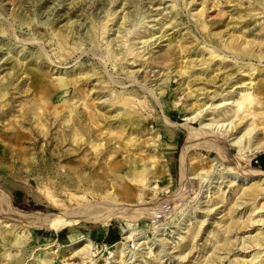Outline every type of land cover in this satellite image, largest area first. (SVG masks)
Instances as JSON below:
<instances>
[{"label": "bare ground", "instance_id": "6f19581e", "mask_svg": "<svg viewBox=\"0 0 264 264\" xmlns=\"http://www.w3.org/2000/svg\"><path fill=\"white\" fill-rule=\"evenodd\" d=\"M104 1L100 4V9H104L105 6H113L117 0ZM148 1L149 4H152L153 0ZM170 1L175 2L172 6V8H175V6H177V0ZM246 2L247 5L242 8V5ZM120 3H123L124 8L120 11L121 15L119 19L125 20L126 16H129L130 21L125 28H122V23H118L116 34L119 35L120 32L136 34V32H139L140 28H142L144 19L148 17L141 6V0H121ZM239 6L240 14L237 15L236 18L239 22L243 23V26L238 34H222V32H216L215 30L211 33V22L202 17L204 13V8H202L201 11L193 15L195 28L200 33L198 37L197 34L194 35V33H192L193 27H188L187 32L183 35L181 34L180 31L184 28L182 26L186 23L183 20L175 22L169 21V23L165 22L163 25L159 26L157 31L151 32L148 39L154 37L155 33H160L166 24H171L170 30L176 27L179 28L172 34L164 31L159 36L155 37L152 42L148 43L142 50H137V47H134L133 44L125 46V43H123L124 46L120 48H113L112 46L109 49H105L111 44V42L108 43L107 41L104 51L101 49L102 53L100 48L103 44L101 43L102 41L99 40V36L103 34L106 29H111L110 26H108V22L112 21L113 15L116 14V9L114 7L105 9V16L102 20L87 16L88 23L85 24V29L87 30L83 37L78 30L73 28L72 22L67 23L63 28H56L54 23L50 21L44 31L35 27L36 24L29 15H20L18 12L10 13L18 26H25L27 30H32L34 34L38 32V36L36 37L33 35V37H22L16 41L11 40L13 34L10 23L4 21L0 25V52L4 51V55L6 53L11 54L7 59H10L12 62L8 69V76L0 77V117L8 116L10 107H8V102L5 101L18 98H12L10 91L15 90L14 94L19 93L21 82L24 79L30 80L29 88L24 91L27 92L31 90V88H34L33 97L38 96L31 100L33 107L27 110L25 107H21L22 115L26 117L28 114L29 118L31 116L30 119H34L35 125L39 127L40 133L44 135L47 134L46 131L43 130L45 126L47 127V132H49L50 126L53 125L58 118H62L63 122H67V126L61 130L60 134L63 135L58 138V144H63L68 141V139H71V144L76 145L78 149H80L83 144H86V149L92 153H96V155H100L102 152L108 153L109 156L101 159L104 160L105 170L112 188L110 190H104L102 197L100 195L101 198L105 199L104 201L91 203V201L88 200L87 194H91L93 198H97L95 197V195H98L96 191L87 190V192L81 195L71 192L73 188L76 190L84 189L76 179H71L69 183H65V187L68 185L71 189L61 188L60 190L57 186L60 187L61 185H57V182L45 177L42 172L44 165L41 161L36 162L37 156L34 157L33 155L28 157L25 153H18L15 157L16 160H18V158L21 160L22 158L27 162L25 165H22L21 169L24 168L33 177H37V181L35 180L36 182H33V180L32 182L31 180L29 181L32 184L35 183L40 192L34 194L35 202H23L20 204V207L45 210V214L41 212L29 214L14 208V200L10 194L12 188L10 182L18 178L19 175H12L9 178V183L7 182L0 186V188H2L0 190V214H2V216L0 217H6L9 220L12 218L11 216L16 215L22 218L21 225L16 226L14 224L8 226V221H6L4 225H1L3 221L0 222V264L2 261H6L5 264H23L26 261L24 258L25 255L23 254L24 250L20 249L18 252L17 249L27 248V244L31 243L30 239L27 238L29 234H31L35 240H39L42 234V228H49L54 232H58L67 227L73 228L78 224L79 220H86L89 222L93 220L99 222L102 228L105 229L111 218L123 214V208L121 209L119 208L120 206H116V203H113L114 201L118 199L130 201L136 197V202L142 200V203H145L146 198L152 197L155 199V196L160 195L161 192L166 193L168 189L169 191L167 194L170 195L171 188L175 185L170 180L169 170L167 165L164 164V161H166L165 158L168 154H174L178 148L177 142L179 138L171 125L173 123V110H179L181 113H184L183 115H189L185 118L188 122L187 125H195L204 115H213V118L207 119L210 120V123L204 124V130L189 132L188 141L183 146L179 155L181 178L185 180L188 176V172L194 174L199 171L197 174L200 176L199 191L196 193L195 198L202 188L211 185L213 179H225L227 176L231 175L235 177L225 181H229L231 184L230 187L236 184V179L240 184L251 183L249 187L242 189L238 197L239 199L233 204L234 206L231 212L237 211V213H239L248 205L245 204L246 201L242 199L253 200L255 202L259 196H263L264 198V170H245L242 166V163H246V166L251 167L252 163L256 161L257 154L264 152V82L258 80L252 85L251 81L249 83H244L245 79L243 77L248 75L251 80L255 71L260 72L264 70V65L261 64V62L264 61V0H240ZM261 14H263V20L261 22H255V20H253V25L250 27V19ZM105 18L106 21H103ZM169 19H171V17ZM36 23H38V20ZM75 23H78V21H75ZM247 32L250 34L249 37L253 38L248 39ZM178 33L181 38L194 35L192 42H190L191 44L179 41L174 42L171 38ZM140 34H143V32H140ZM225 36L226 38H224ZM6 38H8V40ZM41 38H44L43 43H46L45 45L52 44L53 48L51 50L55 52L54 58L58 60L57 64L54 66L58 75H56L55 79H52V83H49L48 74L41 69L40 60L46 56L41 43L39 42L40 44L35 54L25 55L23 52V47L27 44L26 41L39 40ZM148 39L143 40V43H146ZM85 41H88L92 45L91 50L93 52L99 54H106L107 52L108 54L105 55V57L101 54L100 56L105 61L111 60L113 67H116V71L125 70L126 78H116L111 74L106 77V73L101 71L103 67L97 66V63H93L92 61H90L92 64L87 71H81V64H78L77 68H80V72H78L80 78L69 73L67 67H59L60 64H68L71 62V59L75 60L72 66H76L77 62L80 60L70 57L73 53L82 48ZM164 41H167V44L161 47L160 43ZM17 43H21V48L16 47L15 44ZM155 48H160V52L157 51L155 53ZM191 49H199L201 57L188 61L182 67H177V59L183 60ZM80 53L84 52L81 51ZM224 53L232 54L236 57V60L230 62L226 59L227 55ZM239 58L240 62L237 61ZM253 59L257 63H251ZM67 60H69L68 63ZM245 60H248V62H245ZM13 62H17V64L21 66V73L17 74L18 69L15 68ZM136 62H140L142 66H144L140 75L138 74V77L142 78L140 81H138L139 79L136 76L138 70L129 71L131 67L130 64ZM225 62H227V64ZM228 62L235 66L234 71L239 72L240 77L234 78V71L230 73L226 72V74L224 72L225 76L220 78L223 83L213 91L214 98L208 99L210 92L208 88L214 87L215 83H217L216 78L219 72L228 67ZM172 65H174V70H171ZM196 67H200L199 72L195 71ZM154 68L159 69L154 71ZM161 69L163 70L161 77L156 78L160 75ZM13 70L14 73H16V78H8ZM172 72H174L173 75ZM211 73H213L214 76H211ZM91 77L100 81V88L107 91L105 94L107 97L103 99L102 102H97V104L95 102V106H97L95 110H90L91 106L89 104L87 105L84 100L80 101L79 99H74L77 95L76 81L82 79L85 85L86 81H90ZM152 77H154L153 80ZM102 78L104 79L101 80ZM176 78L178 79L173 84V79ZM143 81H145V84H141ZM153 81H155L157 85L156 88H150V86H152L150 83ZM159 81L161 82L158 83ZM198 81H203L205 85L191 89ZM127 83H129V85H127ZM175 85L176 87H174ZM224 85H226L225 88H223ZM182 86L185 87L181 89ZM227 87H231L232 89L226 90ZM69 88L73 89V94L68 97H63L62 104L67 107V110H57L55 108L53 112H50L46 106H48V102L51 100L49 96L52 95V92H54L55 95L58 94V96H61L66 93ZM188 89L187 96L190 98L189 103H180L178 100H175L176 94L179 92L183 93ZM237 89L242 93L236 92ZM251 89H253V92L249 91ZM217 96L219 98L215 99ZM96 99L99 101L101 97L98 96ZM231 99L232 102L229 101ZM13 102H15V100L10 102L11 105H13ZM26 102L28 103V101ZM228 105L231 106L228 107ZM79 107L87 112L85 113L86 115L81 113ZM158 107L161 109V116L159 112H156ZM105 108H114L116 112L112 116L114 119L112 126H109V124L107 126V116L106 118L104 117L103 122L101 121V119H103L101 115L109 111V109H107L105 112H102V109ZM203 113L205 114L203 115ZM50 114H53V116L51 117ZM150 114L155 115V122L159 124L156 131L150 132V130L147 129L151 134H146L147 137L144 138L145 141H143V143L148 144L147 148L144 149V146L140 144V140L143 139L144 135L141 131H138L137 128L143 122H146L148 125L150 124L149 120L152 119L150 118ZM22 128L23 126L21 124L19 128L10 134L2 133L4 137L2 140L4 142L5 139H7L9 142L23 143L27 135L20 130ZM191 129L192 128H190V130ZM215 129L216 134L213 132ZM135 131L136 134L134 135ZM30 133L33 132L30 131ZM218 133L223 136L232 137L230 138L231 143L226 144L223 143V141L216 140L219 135ZM147 149L152 150V152L154 151L155 154L144 157L143 153ZM195 149H204L208 156H212L215 153L221 163L218 166L204 163V158H202L200 153H195L194 155L189 154ZM234 149H237V157H229L228 155L231 154ZM17 150L18 149H16V151ZM11 152H15V150L12 149ZM59 153H63V147H60L59 151H52L51 154ZM114 155L120 156V160H109ZM230 163H234L235 166H229L228 164ZM221 166L223 167L220 168ZM262 166L261 164V169ZM122 170H124L125 174L121 173ZM215 170L218 171V173H216ZM224 170L225 172H223ZM224 174L226 175L223 176ZM40 176L42 177L38 179ZM78 178L80 181L81 176H78ZM256 178L259 179L254 182ZM122 180H125L127 183L121 182ZM120 182L122 184H120ZM217 183H219L220 186L223 181ZM238 183L236 185H238ZM170 184L171 186H169ZM185 184L186 183H182L181 187ZM106 186H108L107 183ZM207 189L205 191H208ZM63 192L66 194L65 198L61 197ZM45 201L49 204L45 205ZM196 202L199 203V200ZM120 204L125 205L122 203ZM241 205L244 206L239 208ZM256 209L259 211L253 215ZM262 209H264V202L261 205H259V203L255 204L245 220H226L224 231L227 235L220 239L222 243L214 247L213 253L215 255H211L210 258L206 260L205 264L209 262L212 264H220L215 262L217 260L216 255L220 254L218 252L220 250L226 251L227 247L232 243L230 235L234 236L237 231L243 230L244 228L246 229L256 222H262L264 224V211L260 214ZM57 210L58 212L55 213ZM138 210H143V214L148 213L145 211L146 209L143 208ZM217 210L218 209L213 210L211 207H206L205 215H214ZM227 221L229 222L227 223ZM176 224L175 221L171 222L167 226V229L174 228ZM24 228H26L25 232H23ZM27 230L29 231L28 235H26ZM135 231L136 230L132 228L130 224H126L121 230L127 242H133V244L134 238L139 234L134 233ZM82 233L83 232H75L70 235V239L74 243L86 241L87 235ZM197 233L195 230L192 232L191 240L197 236ZM236 240H239V244L241 241L243 246L245 243H250V241L245 238H236ZM43 241H45L44 245H48L51 242L49 240ZM147 243H142L139 246L147 245ZM161 243H163L165 247L169 244V242L164 239L161 240ZM138 244L139 243H135V245ZM186 245L187 243H183L175 246L174 249L176 250H174V253L178 254L173 256L170 255L169 258L172 257L175 259L177 256V262H183V264L188 262L189 259H185L189 256L193 247L187 255L182 256L181 254L185 250ZM89 246V243L84 244L81 248V254L87 255L86 258L89 259L87 263L95 264L96 260H94V258L97 255H91ZM250 246H254L256 247L255 250H258L251 254L250 262L264 256V254H261L264 252V230L262 227L256 231ZM51 247L52 246H49L47 249ZM117 247H119V245ZM14 248H16L15 252H13ZM245 248L244 246V249ZM56 253L52 252L51 255H55ZM31 254L32 252H29V255ZM136 256L137 253L131 255V257L134 258H136ZM218 259L221 260V258ZM41 260L44 259L40 258V261ZM46 261L49 264L53 262V259L49 257ZM247 261L248 260L243 262L248 263L249 261ZM259 262L260 264H264V260L263 262L262 260ZM123 263L124 260L120 262V264ZM257 263L258 262H255L253 264Z\"/></svg>", "mask_w": 264, "mask_h": 264}, {"label": "rangeland", "instance_id": "374dc122", "mask_svg": "<svg viewBox=\"0 0 264 264\" xmlns=\"http://www.w3.org/2000/svg\"><path fill=\"white\" fill-rule=\"evenodd\" d=\"M102 1L104 0H0V25L4 21L10 23L13 34V38H11V40L16 41L22 37H33V35L37 37V31V33L34 34L32 30H27L25 26L20 27L18 26L17 22L14 21V18L10 13L18 12L20 15H29L35 22V27L41 30L46 29L47 24L50 21L54 23L56 28H63V26H65L67 23L72 22L73 28L75 30H78V32L81 33L83 37L87 30L85 29V24L88 23L87 16L94 17L97 20H102L105 16V9L114 7L116 9V14L113 15V20L108 22V26H110L111 29H106V31L99 36V40L102 41L101 43L103 44L100 48V51L101 49L104 51L107 41L108 43L111 42V44L105 49H109L112 46L113 48H120L123 47V43H125V46L133 44L134 47H137V50H142L148 43L152 42L155 37L159 36L164 31L172 34L175 30H177V28H179L176 27L170 30L171 24H166L164 25V28L160 33H155L154 37L148 39V36L151 32L157 31L159 26L163 25L165 22L169 23V21L175 22L183 20L186 23L182 26L184 28L180 31L181 34H185L188 27H193L192 33H194V35L197 34L198 37L200 36V33L195 28L193 15L201 11L202 8H204L202 17L211 22V33H213L215 30L216 32H222V34H238L241 27L243 26V23L239 22V20L236 18L237 15L240 14V0H177V6H175V8H172L175 2H171L170 0H159L160 3L157 0H153L152 4H149L148 0H141V6L144 9L145 13H147L148 15V17L144 19L142 28H140L139 32H136V34H127L125 32H120V34L117 35L116 30L118 23H122V28H125L128 25L130 18L129 16H126L125 20L119 19V16L121 15L120 11L124 8L123 3H120L121 0H117L113 6H105L104 9H100V4L102 3ZM246 5L247 2L242 5V8H244ZM170 17L171 19H169ZM262 17L263 14L252 17L249 21V23L251 24L249 26L251 27L253 25V20H255V22H261L263 20ZM37 20L40 24L36 23ZM75 21H78V23H75ZM103 21H106V18ZM140 32H143V34H140ZM246 34H248V39L253 38L249 37L250 34L248 32ZM194 35L184 36L183 38H181L178 33L177 35H173L171 39H173L174 42L179 41L191 44L190 42H192V38L194 37ZM224 38H226V36ZM6 39L8 40V38ZM43 39L44 38H41L39 40L26 41L27 44H25V46L23 47V52L25 53V55L35 54L39 44L41 43L44 52L46 53V56H44L40 60L41 69L43 70V72L48 74L49 83H52V79H55L56 75H58L56 73V69L54 68L58 60L54 58L55 52L51 50L53 48L52 44L50 43L51 46L49 44L45 45L46 43H43ZM145 39L148 40L146 43H143V40ZM166 44L167 41H164L160 43V46L163 47ZM15 45L16 47L21 48V43H17ZM91 46L92 45L88 41H85L82 48L71 55L70 58L74 57V59L78 58L80 60L77 62L76 66H72L75 60L71 59V62L67 60V63L69 62L68 64H60L59 67H67L69 73L75 75L77 78H80V74L78 73L80 72L79 69L81 68V71H87V69H90V65L92 64L90 61H92L93 63L96 62L97 66L103 67L101 71L106 73V77H108L107 75L111 74L116 78H126L125 70L116 71V67H113V63L111 62V60L105 61L100 56L102 51L100 54L97 52H93L91 50ZM81 51H83L84 53H80ZM157 51L160 52V48L154 49L155 53ZM107 54L108 53L106 52V54L101 55L105 57V55ZM10 55L11 54L7 53L4 55V51L0 52V77L8 76L9 74L8 69L11 66L12 62L7 58H9ZM225 55H227L226 59L230 62H234L236 60V57H234L232 54ZM200 57L201 56L199 49H191L188 55L183 60L177 59V67H182L188 61L199 59ZM237 61L240 62V58ZM246 61L248 62V60H245V62ZM13 63L15 65V68L18 69L17 74L21 73V66H19L17 62ZM225 63L227 64V62ZM251 63L255 64L257 62L253 59ZM78 64H81L80 68H77ZM261 64L264 65V61L261 62ZM130 65L131 67L129 68V71L138 70L136 76L139 79L138 81L142 80V78L138 77V74L140 75V72L143 70L144 66H142L140 62H136ZM234 68L235 66L232 65V63L228 62V67L225 70H221L219 72L218 77L216 78L217 83H215L214 87L208 88V90L210 91L208 99L214 98L213 91L215 90V88H218L221 83H223L220 78L224 77L226 72L230 73L234 71ZM157 69L159 68H154V71ZM199 69L200 67H196L195 71L199 72ZM171 70H174V65H172ZM162 72L163 70L161 69L160 75L156 78H160ZM173 74L174 72H172V75ZM211 74V76H214L213 73ZM154 77H152V80L154 79ZM236 77H240V73L234 71V78ZM243 77L245 79L244 83H249L251 81L252 85L258 80L264 82V70L260 72L255 71L254 75L251 77V80L249 79L248 75H245ZM8 78H16V73H14V70L11 71V75ZM103 79L104 78H102L101 80ZM177 79L178 78L173 79L172 83L174 84ZM160 82L161 81H159L158 83ZM99 84L100 81L96 80L94 77H91L90 81H86L85 85L82 79H78L76 81L77 95L74 99H79L80 101L84 100L87 105L89 104L91 106L90 110L97 109V106H95V102L96 104L97 102H102V100L107 97L105 96L107 91L105 89H101ZM141 84H145V81H143ZM150 84L152 85L150 86V88L157 87L155 81L151 82ZM127 85H129V83H127ZM204 85L205 84L203 81H198L191 87V89ZM29 86L30 80L24 79L19 86V93L14 94L15 90L10 91L12 94V98H18L11 100H15V102H13V105H11L10 100L5 101L8 102V107H10L8 116L0 117V186L7 183L12 175H19L18 178L10 182L12 185L10 194L12 199L14 200V208L29 214H33L36 212L45 214V210L20 207V204H22L23 202H35L34 194L40 192L37 188V185H35V183H31L32 180L33 182H36L37 177H33L24 168L21 169L22 165H25L27 162L22 158L21 160L20 158L16 160L15 157L18 153H25V155L27 154L28 157H31L33 155L34 157L37 156L36 162L41 161V163H43L44 165L42 172L45 177L57 182V185H61L60 187L57 186L58 188H60V190L61 188L71 189V187H69L68 185L67 187H65V183H69L71 179H76L84 189L76 190L75 188H73L71 189V192L77 195H81L87 192V190H93L98 194L95 195V197L97 198H93L91 194H87L88 200H90L91 203L104 201L105 199L101 198L104 190H110L112 188L109 184V177L105 170V163L103 162V159L109 156V154L102 152V154L100 153V155H96V153H92L86 149V144H83L80 149H78L76 145L71 144V139H68V141L63 144H58V138L63 135L60 134L61 130L67 126V122H63L62 118H58V120L50 126L49 132H47V127L45 126L43 130L46 131L47 134H41L39 127L35 125L34 119H30L31 116L29 118L28 114L26 117L22 115L21 107H25L26 110L33 107L31 100L32 98H36L38 96L37 95L36 97H33L34 88H31V90L27 92L24 91L29 88ZM174 87H176V85ZM183 87L185 86H182L181 89H183ZM225 87L226 85L223 86V88ZM227 89L232 88L227 87L226 90ZM187 91H189V89L185 90L183 93L179 92L178 94H176L175 100H178L180 103H189L190 98H188L187 96ZM249 91L253 92V89ZM236 92H239L240 94L242 93L238 91V89ZM72 94L73 89L71 88H69V90L61 96H58V94L55 95V93L52 92V95L49 96L51 100L50 102H48V106H46L48 107L47 109H49L50 112H53L55 108L57 110H67V107L62 105L63 97H68ZM98 96L101 97V100L99 101L98 99H96ZM218 98L219 97L217 96L215 99ZM26 101H28V103ZM229 101L232 102V99ZM231 105H228V107ZM79 109L82 114L86 115L85 113L87 112L84 111V109L80 107ZM107 109H109V111L101 115L103 117L101 121L103 122L104 117L106 118L107 116L106 119L108 120L106 124L107 126L108 124L109 126H112V123L114 121L112 116L116 112L114 111V108H105L102 109V112H105V110ZM156 112H159L160 116L162 115L161 109L159 107L156 109ZM183 114L184 113H181L179 110H173L172 112L173 123L171 125L172 128L176 131L179 138L177 142L178 148L176 149V152L174 154H168L165 158L166 161H164V164L167 165V168L169 170V177L171 178L170 180L175 185L171 188L170 195L167 194V192L169 191L168 189L166 193L161 192L160 195L155 196V199L152 197L146 198L145 203H142V200L136 202L135 196H133L135 198L130 201H123L120 199L114 201L113 203H116V206H120L119 208L121 209L123 208V214L111 218L105 229L102 228V225L99 222H95L93 220L90 222L86 220H79L78 224L73 228L67 227L58 232H54L49 228H42V234L39 237V240H35L27 230L26 235L29 234L27 238L30 239L31 243L27 244V248L25 247L17 249L18 252L20 249L24 250L23 254L25 255L24 258L26 261L23 264H48L46 259H48L49 257L53 259V262L49 264H89L87 263L89 261V259L86 258L87 255L81 254V248L84 246V244L88 243L90 244L89 247L91 255H97L94 258V260H96L95 264H120L122 260H124L123 264H183V262L181 263L176 261L177 256L175 257V259L172 257L169 258L170 255L173 256L175 254H178L174 253V250H176L174 249V247L178 244L183 243H187V245L185 247V250L181 254L182 256L187 255V253L193 247L189 256H187L185 259H189V261L184 264H205L206 260L214 254V247L222 243L220 239L227 235V233L224 231L226 220H245L255 204L259 203V205H261L264 202V198L263 196H259L255 200V202L253 200L242 199L243 201H246L245 204L248 205L244 209H240L241 211L239 213H237V211L231 212V209L234 206L233 204H235L236 200L239 199L238 197L242 192V189L249 187L251 184H240L236 179L235 182L236 184L238 183V185L235 184L230 187L231 184L229 183V181H225L233 179L235 177L234 175L227 176L225 179H213L211 185L207 186L208 189L207 187L202 188L198 196L195 198L196 193L199 191L198 187L200 183V176L197 175L199 171L195 172L194 174L188 172V176L185 180L184 178H181L179 155L183 146L188 141L189 132H199L200 130H204V124L210 123V120L207 119L213 118V115H204L205 113H203L204 116H202L195 123V125H187L188 122L185 120V118L189 115ZM50 116L52 117L53 114H50ZM150 118L152 119L149 120V125L146 122H143L137 128L138 131H141V133L144 135L143 139L140 140V144L144 146V149H146L148 146L147 143H143V141H145L144 138L147 137L146 134H151L148 132V130H150V132L156 131L159 124H156L155 122V115L150 114ZM21 124L23 128L20 130L25 132L27 135V138H25V141L23 143L20 144L11 141L9 142L7 139H5L4 142L2 140V138H4L2 133L10 134L11 132H14L17 128H19ZM190 128L192 129L190 130ZM30 131H32L33 133H30ZM213 132L214 134H216V129ZM135 134L136 131L134 132V135ZM218 134L219 135L217 136L216 140L221 142L223 141V143L226 144L231 143L230 138L232 137L223 136L220 133ZM60 147H63V153L51 154L52 151H59ZM12 149L15 150L16 154L15 152H11ZM16 149H18L17 151L19 152H17ZM195 153H200L202 155V158H204V163H207L208 165L215 164L216 166H218L221 163L215 153L212 156H208L206 155V151L204 149H195L189 154L194 155ZM153 154H155L154 151L152 152V150L147 149L143 153V156L149 157ZM228 156L233 158L237 157V149H234V151L231 152V154H229ZM112 159L114 161H118L120 160V156L114 155L109 160ZM261 164L264 165V152L257 154L256 161L252 163L251 167L246 166V163H242V166L245 170H264L260 168ZM228 165L231 167L235 166L234 163H230ZM222 167L223 166H221L220 168ZM223 172H225V170ZM121 173H124V170H122ZM216 173H218V171H216ZM3 174H7L8 176ZM225 175L226 174H224L223 176ZM78 176H81L80 181ZM41 177L42 176H40L38 179H40ZM258 179L259 178H256L254 182ZM29 180H31V182ZM216 181H223V183H221V185L219 186V183H217ZM121 182L126 181L122 180ZM121 182L120 184H122ZM106 183L108 186H106ZM182 183L186 184L181 187ZM169 186H171V184ZM28 187L31 189H29ZM1 189L2 188H0V190ZM206 189L208 191H205ZM65 195L66 194H64L63 192L61 197L65 198ZM197 200H199V203L196 202ZM120 203L125 205H121ZM48 204L49 203L45 201V205ZM243 206L244 205H241L239 208H242ZM206 207H211L213 208V210L218 209L216 212L217 214L215 213L214 215H205ZM140 208L146 209L145 211L148 212L146 214L149 215L143 214V210H138ZM58 210L55 211V213L58 212ZM258 211L259 210L256 209L253 212V215H255ZM263 211L264 209L261 210L260 214H262ZM0 216H2V214H0ZM11 217L12 218L9 220L6 217H0V222L3 221L1 225H4L6 221H8V226H10L11 224H14L15 226L21 225L20 223L22 221V218H19L16 215H13ZM174 221L177 223L174 228L167 229V226ZM229 221H227V223ZM126 224H130V226L136 230L134 233H139L138 236H136L133 240L134 244L133 242H127L125 236L121 232ZM261 227L264 230V224L262 222H256L246 229L244 228L243 230L237 231L234 236L230 235V240L232 243L227 247L226 251H218L220 254L216 255L217 260L215 262L220 264H253L255 262H258L257 264H260V260H262L263 262L264 256L262 258L256 259L253 262L249 261L251 258V254H253L255 251H258L255 250L256 247L250 246V243L253 236L256 234V231ZM25 230L26 228H24L23 232H25ZM194 230L196 233H198L197 236L193 238V240H191V234L192 232H194ZM75 232H83L82 234H86V241L74 243L70 239V235ZM236 238H245L249 240L250 243H245L244 246L246 248L244 249L241 241L239 244V240H236ZM162 239L169 242L166 247L163 245V243H161ZM43 240H49L51 242L48 245H44L45 241ZM135 243L139 244L135 245ZM142 243H147V245L139 246ZM116 245H119V247H117ZM49 246L52 247L47 249V247ZM15 251L16 248L13 249V252ZM29 252H32V254L29 255ZM52 252L57 253L55 255H51ZM133 253H137L136 258L131 257ZM261 254H264V252ZM40 258H43L45 261H40ZM218 258H221V260H219ZM246 260H248L249 262H243ZM5 263L6 261L1 262V264ZM208 264L212 263L209 262Z\"/></svg>", "mask_w": 264, "mask_h": 264}, {"label": "trees", "instance_id": "16d2710c", "mask_svg": "<svg viewBox=\"0 0 264 264\" xmlns=\"http://www.w3.org/2000/svg\"><path fill=\"white\" fill-rule=\"evenodd\" d=\"M262 169H264V165L262 166Z\"/></svg>", "mask_w": 264, "mask_h": 264}]
</instances>
